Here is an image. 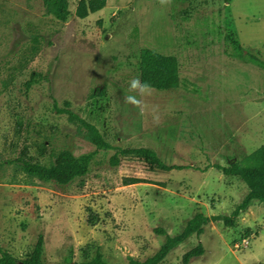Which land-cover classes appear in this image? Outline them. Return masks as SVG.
Wrapping results in <instances>:
<instances>
[{"label":"rangeland","instance_id":"1","mask_svg":"<svg viewBox=\"0 0 264 264\" xmlns=\"http://www.w3.org/2000/svg\"><path fill=\"white\" fill-rule=\"evenodd\" d=\"M79 1L64 23L45 0H0V246L20 264L40 236L45 264L97 251L107 264L145 261L166 242L160 230L231 216L250 190L220 168L264 145V0H108L83 20ZM147 49L177 57L178 88L128 91ZM130 94L140 108L124 103ZM143 147L181 169L120 153ZM63 151L89 155V173L60 186L25 172ZM199 244L189 264H264V202L234 226L211 220L162 264H184Z\"/></svg>","mask_w":264,"mask_h":264},{"label":"trees","instance_id":"2","mask_svg":"<svg viewBox=\"0 0 264 264\" xmlns=\"http://www.w3.org/2000/svg\"><path fill=\"white\" fill-rule=\"evenodd\" d=\"M48 11L53 14L59 21L67 22L70 15L69 0H45ZM108 5V0H80L77 9L76 17L86 19L91 14L97 13ZM180 64L175 56H166L152 50H145L142 56L141 81L149 82L152 89L158 91H167L176 89L180 86L179 75ZM35 82V78L27 83L28 89ZM92 141L101 149L110 148V145L105 142L104 138L95 126L87 124ZM124 156H135L146 161L154 169L163 172H170L174 169H181L178 166L167 165L155 152L150 148H136L129 150H121ZM112 165L119 164L118 156H114ZM222 169L224 175L241 178L247 187L249 193L243 201L235 208L231 216H215L209 218L203 214H197L191 219L182 233L175 237L169 236L164 230H160L162 235L166 236V242L161 248L145 261L131 260L129 264H162L166 258L177 249L181 244L186 242L193 235L200 237L205 232V226L211 220L223 221L227 226H234L236 220L241 213L247 211L248 207L254 200L264 202V145L251 154L243 164H233ZM25 172L32 178H37L44 182H55L60 186H67L77 178L86 176L90 171V156L85 155L76 157L70 151L60 153L55 162L51 166H45L38 163L26 162L24 166ZM133 183L140 182L139 179H133ZM204 254L202 244H199L195 249L187 252L183 257L184 264H189L191 259L200 257ZM43 257V237L40 236L36 247L32 254L22 264H45ZM0 264H20L10 253L6 252L0 246ZM79 264H107L103 259V254L100 251L89 261H84Z\"/></svg>","mask_w":264,"mask_h":264},{"label":"clouds","instance_id":"3","mask_svg":"<svg viewBox=\"0 0 264 264\" xmlns=\"http://www.w3.org/2000/svg\"><path fill=\"white\" fill-rule=\"evenodd\" d=\"M166 0H161V3H165ZM152 85L149 82L141 81L137 77H133L128 83V91L132 93H137L139 96L143 97L151 94ZM123 101L126 104H130L134 107L140 108L142 105V100L137 98V95H126L123 97Z\"/></svg>","mask_w":264,"mask_h":264},{"label":"water","instance_id":"4","mask_svg":"<svg viewBox=\"0 0 264 264\" xmlns=\"http://www.w3.org/2000/svg\"><path fill=\"white\" fill-rule=\"evenodd\" d=\"M22 264V263H21Z\"/></svg>","mask_w":264,"mask_h":264}]
</instances>
